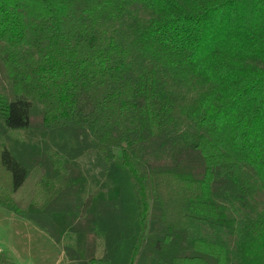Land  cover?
<instances>
[{
	"label": "trees",
	"instance_id": "1",
	"mask_svg": "<svg viewBox=\"0 0 264 264\" xmlns=\"http://www.w3.org/2000/svg\"><path fill=\"white\" fill-rule=\"evenodd\" d=\"M0 62L8 133L39 105L44 128L88 130L101 167L120 150L137 213L100 256L83 245L89 264H264V0H0ZM43 171L15 200L26 169L0 138V205L75 231ZM215 200L241 213L233 248Z\"/></svg>",
	"mask_w": 264,
	"mask_h": 264
},
{
	"label": "rangeland",
	"instance_id": "2",
	"mask_svg": "<svg viewBox=\"0 0 264 264\" xmlns=\"http://www.w3.org/2000/svg\"><path fill=\"white\" fill-rule=\"evenodd\" d=\"M0 93L8 100L14 99L1 62ZM39 112V105H33L31 124L16 135L0 126L1 145L26 169L13 198L29 199L45 170L53 186L66 184L61 195L71 200L79 225L76 232L60 230L59 218L52 213L18 217L0 205V257L6 264H89L83 257V245L92 246L94 254L100 256L123 235L137 213L133 184L122 166L118 148H113L110 163L105 161V167H101L89 145L88 130L73 124L46 129L38 122ZM253 197L264 208L263 192ZM214 204L222 209L224 236L233 248L229 230L241 213L230 210L224 201L215 200Z\"/></svg>",
	"mask_w": 264,
	"mask_h": 264
},
{
	"label": "built area",
	"instance_id": "3",
	"mask_svg": "<svg viewBox=\"0 0 264 264\" xmlns=\"http://www.w3.org/2000/svg\"><path fill=\"white\" fill-rule=\"evenodd\" d=\"M0 264H6L4 261H2L1 257H0Z\"/></svg>",
	"mask_w": 264,
	"mask_h": 264
}]
</instances>
